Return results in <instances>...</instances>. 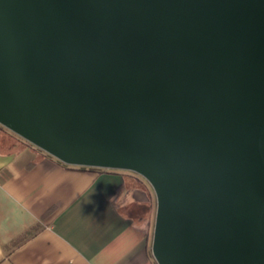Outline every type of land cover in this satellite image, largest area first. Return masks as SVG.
Instances as JSON below:
<instances>
[{
  "label": "water",
  "instance_id": "water-1",
  "mask_svg": "<svg viewBox=\"0 0 264 264\" xmlns=\"http://www.w3.org/2000/svg\"><path fill=\"white\" fill-rule=\"evenodd\" d=\"M0 125L143 177L157 264H264V0H0Z\"/></svg>",
  "mask_w": 264,
  "mask_h": 264
},
{
  "label": "crops",
  "instance_id": "crops-1",
  "mask_svg": "<svg viewBox=\"0 0 264 264\" xmlns=\"http://www.w3.org/2000/svg\"><path fill=\"white\" fill-rule=\"evenodd\" d=\"M154 211L135 172L73 167L0 128V264H157Z\"/></svg>",
  "mask_w": 264,
  "mask_h": 264
},
{
  "label": "trees",
  "instance_id": "trees-1",
  "mask_svg": "<svg viewBox=\"0 0 264 264\" xmlns=\"http://www.w3.org/2000/svg\"><path fill=\"white\" fill-rule=\"evenodd\" d=\"M0 128H3V126L0 125ZM73 167H78V168H88V169H95V170H105L103 168H97V167H87V166H74V165H70ZM106 170H117V169H106Z\"/></svg>",
  "mask_w": 264,
  "mask_h": 264
},
{
  "label": "rangeland",
  "instance_id": "rangeland-1",
  "mask_svg": "<svg viewBox=\"0 0 264 264\" xmlns=\"http://www.w3.org/2000/svg\"><path fill=\"white\" fill-rule=\"evenodd\" d=\"M154 200H155V196H154ZM153 222V219H152V221H151V223Z\"/></svg>",
  "mask_w": 264,
  "mask_h": 264
}]
</instances>
